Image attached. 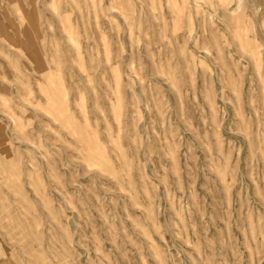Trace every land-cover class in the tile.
Wrapping results in <instances>:
<instances>
[{
    "label": "rangeland",
    "instance_id": "1",
    "mask_svg": "<svg viewBox=\"0 0 264 264\" xmlns=\"http://www.w3.org/2000/svg\"><path fill=\"white\" fill-rule=\"evenodd\" d=\"M0 34V264H264V0H0Z\"/></svg>",
    "mask_w": 264,
    "mask_h": 264
},
{
    "label": "bare ground",
    "instance_id": "2",
    "mask_svg": "<svg viewBox=\"0 0 264 264\" xmlns=\"http://www.w3.org/2000/svg\"><path fill=\"white\" fill-rule=\"evenodd\" d=\"M18 12H19V14L22 16V18L23 17H25V19H24V21H23V23L24 22H26L25 20L27 19V17L26 16H24V13L22 12V9L21 8H18ZM21 18V17H20ZM28 21V20H27ZM27 23V26H28V28L31 26H29V23L28 22H26ZM165 23V22H164ZM12 24V23H11ZM37 24V23H36ZM9 25H10V23H9ZM21 25H23V24H21ZM11 26H13V25H11ZM17 27V26H16ZM1 28H3V27H1ZM21 28V27H20ZM14 29V28H13ZM17 29V28H16ZM18 30V29H17ZM22 30V29H21ZM24 30V29H23ZM13 31V30H12ZM27 31H29V35H30V38L32 39L31 40V44L32 45H34V46H36V48L37 49H39V55H36L35 53H34V55H31L30 53H32V52H30L29 53V51H33V50H31V49H29V48H24V51H23V53L25 54V55H27V58L30 60V61H32V62H35V70H37V69H39L40 71H41V73H44V75H43V77L45 78V79H47L49 82H52V78L51 79H49V74H50V72H49V70L46 68V64L44 65L43 64V62H42V59H41V45H40V42H39V39H40V37H38V35L36 34V31H32L30 28H29V30H27ZM24 32V31H23ZM15 33V32H14ZM25 33V32H24ZM7 34V33H6ZM5 34V32H4V35H6ZM1 35V34H0ZM9 34H7L5 37L7 38V36H8ZM19 35V34H18ZM22 35V34H21ZM12 35H10V37H11ZM14 38V37H13ZM15 39H17V37L15 38ZM24 40V39H23ZM238 40H240V39H238ZM9 41H11V40H9ZM20 41V40H19ZM25 41V40H24ZM26 42V41H25ZM28 42H30V41H28ZM19 44V43H18ZM22 44V43H21ZM23 46H24V44H22ZM25 46H27V45H25ZM29 46V45H28ZM18 47H20V46H18ZM35 48V47H34ZM258 48V47H257ZM37 49H35V50H37ZM255 49V48H254ZM256 50V49H255ZM18 51H19V49H18ZM27 52V54H26V52ZM33 52H35V51H33ZM19 53V52H18ZM33 54V53H32ZM38 54V53H37ZM254 54V53H253ZM23 55V54H22ZM43 55V54H42ZM22 58H24L23 56H22ZM26 58V57H25ZM44 58V57H43ZM24 61H26V60H24ZM198 65V64H197ZM200 65V64H199ZM25 66V65H24ZM33 66H34V64H33ZM192 66V65H191ZM25 68V67H24ZM27 69V68H26ZM253 71H254V69H253ZM260 72V71H259ZM262 79V78H261ZM263 83V82H262ZM263 87V86H262ZM43 88V87H42ZM49 89H51V91H52V94L57 98L58 97V95H55V93L58 91L57 89V87H55V86H51V88H49ZM48 89V90H49ZM264 89V88H263ZM43 90H45V89H43ZM50 92V91H49ZM49 94V93H48ZM60 95V94H59ZM63 99V98H62ZM62 99L61 100H59V103H60V106H62V107H64V103L62 102ZM51 100V99H50ZM53 100V99H52ZM20 102V101H19ZM40 106V105H39ZM56 109V108H55ZM61 110V109H60ZM64 110V109H63ZM11 111V110H10ZM37 112V111H36ZM59 112V111H58ZM4 116V115H3ZM61 116H63V115H61ZM6 117V116H5ZM68 120H69V116H66L64 119H63V121H64V123H68ZM8 121H10V120H8ZM70 121V120H69ZM86 121V120H85ZM62 123V122H61ZM70 123V122H69ZM67 127V126H66ZM20 128V127H19ZM24 128V127H23ZM68 128V127H67ZM83 129V128H82ZM86 129V128H85ZM80 130H81V128H80ZM76 131V130H75ZM83 131H85V130H83ZM22 132V131H21ZM79 132H81V131H79ZM87 132V131H86ZM81 133H84V132H81ZM85 134V133H84ZM88 134V133H87ZM78 136V135H77ZM87 139V138H86ZM89 139V138H88ZM89 142H90V140H89ZM19 143H21L20 141H19ZM18 143V144H19ZM8 147V146H7ZM10 151V150H9ZM103 151V150H102ZM10 153V152H9ZM8 153V154H9ZM3 154H5V153H3ZM8 154L6 153V155L8 156ZM6 155H4V156H6ZM94 156V155H93ZM10 157V155L7 157V158H9ZM12 157V156H11ZM95 157V156H94ZM6 163L7 162H5V159L3 160V162L1 161L0 162V170H1V172L3 173V175H2V181H3V183H8V182H10V176H9V174L7 175L6 174V171H5V167L7 166L6 165ZM11 172V171H10ZM8 173V172H7ZM19 173V172H18ZM20 174V173H19ZM16 188H17V186H16ZM1 232V231H0ZM67 237V236H66ZM35 246H37V245H35ZM59 252H60V250H59ZM63 252H65V250H63ZM57 253L55 252V255H56ZM60 254V253H59ZM31 256H32V259L30 260V262H31V264H51L47 259H46V257H48L49 255H46V256H44V257H41L42 256V254L41 253H32L31 254ZM57 257H58V255H56ZM65 256V255H64ZM66 256H68V255H66ZM51 257V256H50ZM54 257V256H53ZM66 259V258H65ZM67 261V260H66ZM73 262V261H72ZM67 263V262H66ZM65 263V264H66ZM54 264H63V256L61 255L60 257H58L55 261H54ZM75 264V263H74Z\"/></svg>",
    "mask_w": 264,
    "mask_h": 264
}]
</instances>
